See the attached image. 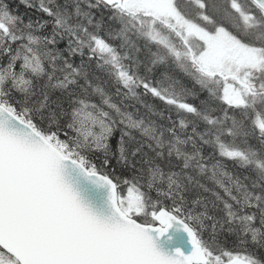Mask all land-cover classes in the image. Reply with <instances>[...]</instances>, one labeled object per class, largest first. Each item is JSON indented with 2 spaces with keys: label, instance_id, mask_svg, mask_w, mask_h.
Here are the masks:
<instances>
[{
  "label": "snow or ice",
  "instance_id": "snow-or-ice-1",
  "mask_svg": "<svg viewBox=\"0 0 264 264\" xmlns=\"http://www.w3.org/2000/svg\"><path fill=\"white\" fill-rule=\"evenodd\" d=\"M0 264H264V0H0Z\"/></svg>",
  "mask_w": 264,
  "mask_h": 264
}]
</instances>
